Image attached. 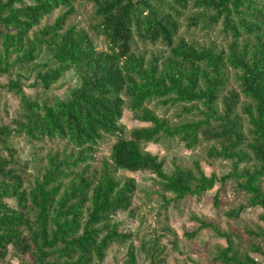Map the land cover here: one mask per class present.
Returning a JSON list of instances; mask_svg holds the SVG:
<instances>
[{
	"label": "trees",
	"instance_id": "obj_1",
	"mask_svg": "<svg viewBox=\"0 0 264 264\" xmlns=\"http://www.w3.org/2000/svg\"><path fill=\"white\" fill-rule=\"evenodd\" d=\"M77 1L0 0V78L9 77L7 88L26 110L14 121L15 130L0 126V261L12 248L21 260H30L26 264H103L108 250L129 238L115 218L133 211L139 187L119 172L151 171L162 180L163 192L176 199L233 180L248 203L227 216L260 207L264 223V8L259 0H170L163 10L153 0H93L106 51L96 48L87 31L67 24ZM191 1L202 10L189 18V26L221 24L226 43L177 36L179 16ZM56 10L64 12L39 28ZM136 38L163 44L169 52L138 50ZM41 54L54 62L36 76L43 88L51 89L67 73L78 75L80 87L69 101L40 103L24 92L22 80L36 71ZM154 100L182 105L180 121L160 118L146 106ZM125 109L151 126L128 135L120 124ZM196 112L198 118L184 120ZM15 133L29 141L65 144L46 154L40 177L27 179L15 163ZM109 136L116 138L111 158L94 165L97 148ZM175 138L189 150L212 143L208 161H230L232 171L221 179L208 177L195 162L193 169L176 166L166 174L164 162L144 146ZM197 221L227 242L218 247L213 264H261L264 244L253 238L264 241L262 228L245 230L250 239L244 247L215 224ZM144 251L149 264H161L156 244L144 245ZM125 264H138L133 247Z\"/></svg>",
	"mask_w": 264,
	"mask_h": 264
},
{
	"label": "rangeland",
	"instance_id": "obj_2",
	"mask_svg": "<svg viewBox=\"0 0 264 264\" xmlns=\"http://www.w3.org/2000/svg\"><path fill=\"white\" fill-rule=\"evenodd\" d=\"M164 1V4L155 0L152 3L159 10L168 9L166 2L170 0ZM193 1L189 8L179 16L180 28L177 36H183L186 40L195 39L205 44L209 42L226 43L221 34L223 26L221 24L209 29L203 28V23H199L198 27L194 28L189 26V18L202 10L193 7ZM258 3L264 8V0H259ZM63 12L64 10L54 11L51 16L44 18L38 27L43 28L47 24H52ZM141 12L143 18L148 14L145 10ZM99 23L100 18L96 15V5L93 0H78L75 4V14L67 22L68 25L87 31L95 42L96 48L106 51L105 37L97 30ZM136 44L138 50H145L147 53L163 51L167 54L169 52L163 44L153 45L150 42L144 44L138 38H136ZM53 63L49 57L41 54L36 61V71L29 79L22 80L23 90L30 100L49 104L57 100L67 102L71 99L73 91L80 87L78 75L70 72L51 89L43 88L36 76L38 72L45 70L46 65ZM15 70L16 67L13 68L14 72ZM8 84L9 77L2 76L0 78V126H8L11 130H15L14 121L18 120L26 110L21 106L15 93L7 88ZM146 106L160 118L172 123L179 122L177 116L183 112L182 105L166 106L158 100ZM183 117L184 120L196 119L198 113L185 114ZM120 124L128 135L134 129L151 126L140 122L135 114L127 109L124 111ZM14 135L15 163L24 170L23 176L27 179L40 177L46 154L62 148L65 144L60 139L45 138L42 141H29L24 135L18 133ZM115 142L116 138L109 136L99 145L94 154V165L111 158L112 145ZM211 144L202 142L197 148L189 150L185 143L175 138L164 140L161 144H147L144 148L156 156L159 161L164 162L166 174H171L176 166L193 169L195 162H199L206 176L210 177L214 174L221 179L232 171V163L222 159L210 163L206 150ZM118 175L134 179L139 187L134 197L133 211L119 213L115 218L119 232L129 238L123 243H115L108 250L103 264H125L131 247L134 248L138 264H149L150 259L145 256L144 245L150 243L156 244L157 259L161 264H213L212 257L218 247H226L227 242L214 230L201 228L197 219L213 223L223 231L232 234L237 246L245 247L248 243L250 238L245 230L252 229L255 232H261L260 228L264 230V223L260 219L263 210L260 207H248L237 217L227 216L228 212L248 203V197L239 191L233 180H228L225 184L217 183L213 189L199 196L176 199L175 195L163 192L162 180L151 171L119 172ZM6 203L11 208H17L15 200L7 199ZM238 235L240 239L235 238ZM253 239L264 244L263 238ZM259 261L264 264L263 258H259ZM26 262L30 260H21L11 248L7 259L0 261V264H26Z\"/></svg>",
	"mask_w": 264,
	"mask_h": 264
}]
</instances>
